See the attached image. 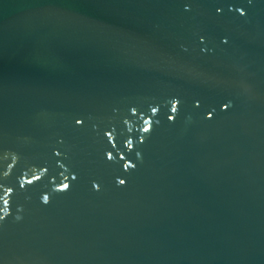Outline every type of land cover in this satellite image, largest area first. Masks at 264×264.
<instances>
[{
	"label": "water",
	"instance_id": "95a60500",
	"mask_svg": "<svg viewBox=\"0 0 264 264\" xmlns=\"http://www.w3.org/2000/svg\"><path fill=\"white\" fill-rule=\"evenodd\" d=\"M0 264H264V0H0Z\"/></svg>",
	"mask_w": 264,
	"mask_h": 264
},
{
	"label": "snow or ice",
	"instance_id": "6c2138e0",
	"mask_svg": "<svg viewBox=\"0 0 264 264\" xmlns=\"http://www.w3.org/2000/svg\"><path fill=\"white\" fill-rule=\"evenodd\" d=\"M121 182H123V181H121Z\"/></svg>",
	"mask_w": 264,
	"mask_h": 264
}]
</instances>
